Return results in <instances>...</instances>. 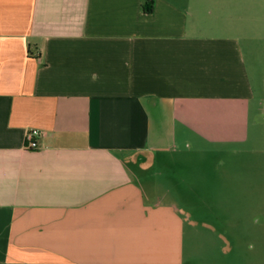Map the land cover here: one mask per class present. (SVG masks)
<instances>
[{
    "label": "crops",
    "instance_id": "obj_1",
    "mask_svg": "<svg viewBox=\"0 0 264 264\" xmlns=\"http://www.w3.org/2000/svg\"><path fill=\"white\" fill-rule=\"evenodd\" d=\"M143 2L0 0V264H225L186 256L138 165L179 149L187 101L253 98L242 51Z\"/></svg>",
    "mask_w": 264,
    "mask_h": 264
},
{
    "label": "rangeland",
    "instance_id": "obj_2",
    "mask_svg": "<svg viewBox=\"0 0 264 264\" xmlns=\"http://www.w3.org/2000/svg\"><path fill=\"white\" fill-rule=\"evenodd\" d=\"M172 1L189 36L239 43L254 96L187 101L179 149L141 156L143 188L180 208L187 257L264 264V0Z\"/></svg>",
    "mask_w": 264,
    "mask_h": 264
},
{
    "label": "built area",
    "instance_id": "obj_3",
    "mask_svg": "<svg viewBox=\"0 0 264 264\" xmlns=\"http://www.w3.org/2000/svg\"><path fill=\"white\" fill-rule=\"evenodd\" d=\"M45 133L43 131H39L36 129H32L27 133L26 136V144L25 148L27 150H36L39 148V141L38 139L44 136Z\"/></svg>",
    "mask_w": 264,
    "mask_h": 264
},
{
    "label": "trees",
    "instance_id": "obj_4",
    "mask_svg": "<svg viewBox=\"0 0 264 264\" xmlns=\"http://www.w3.org/2000/svg\"><path fill=\"white\" fill-rule=\"evenodd\" d=\"M154 3L155 0H144L143 2V9L146 13L150 14L154 11Z\"/></svg>",
    "mask_w": 264,
    "mask_h": 264
}]
</instances>
